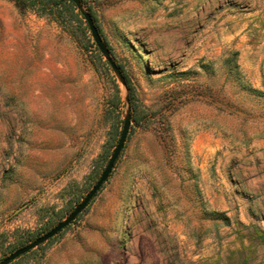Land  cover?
I'll list each match as a JSON object with an SVG mask.
<instances>
[{"label": "rangeland", "instance_id": "rangeland-1", "mask_svg": "<svg viewBox=\"0 0 264 264\" xmlns=\"http://www.w3.org/2000/svg\"><path fill=\"white\" fill-rule=\"evenodd\" d=\"M81 2L129 88L77 8L0 0V261L91 190L130 109L86 209L10 264H264V231L239 219V155L264 140V0Z\"/></svg>", "mask_w": 264, "mask_h": 264}, {"label": "water", "instance_id": "water-1", "mask_svg": "<svg viewBox=\"0 0 264 264\" xmlns=\"http://www.w3.org/2000/svg\"><path fill=\"white\" fill-rule=\"evenodd\" d=\"M70 1L75 5L77 10L83 16L97 49L100 51V53L102 54L104 59L110 65L113 72L117 76L119 82L124 87H126L125 78H124L120 68L118 67V65L112 59V57L110 55V51H109L107 45L105 44V42L102 40V38L98 32V29L94 24V21L92 19L91 14L84 9L81 0H70ZM125 100L127 102L129 101L127 96L125 97ZM131 118H132L131 110L127 109L125 112L124 118H123L122 129L120 131V135H119L117 144H116L115 148L113 149L112 154H111L105 168L101 172L98 180L93 185L91 190L83 197V199L74 207V209L63 220L59 221L55 226H53L51 229H49L43 235L36 237L30 243L18 248L17 250L12 252L8 256H6L5 258H3L0 261V264H10L12 261L16 260L17 258L24 255L25 253L31 251L32 249H34V248H36L42 244H44L45 242H47L48 240H50L51 238H53L54 236L59 234L68 225H70L86 209V207L88 206L90 201L93 199V197L96 195L98 190L101 188L103 183L107 180L109 174L112 171V168L114 166L115 161L117 160L118 156L120 155V153L124 147V144H125V141H126V138L128 135V131L130 128Z\"/></svg>", "mask_w": 264, "mask_h": 264}, {"label": "crops", "instance_id": "crops-1", "mask_svg": "<svg viewBox=\"0 0 264 264\" xmlns=\"http://www.w3.org/2000/svg\"><path fill=\"white\" fill-rule=\"evenodd\" d=\"M242 157L243 171L239 175L243 195L239 198V219L244 223L255 224L264 231V140L254 139L247 145V152ZM253 197L249 200L247 198Z\"/></svg>", "mask_w": 264, "mask_h": 264}, {"label": "trees", "instance_id": "trees-1", "mask_svg": "<svg viewBox=\"0 0 264 264\" xmlns=\"http://www.w3.org/2000/svg\"><path fill=\"white\" fill-rule=\"evenodd\" d=\"M18 5H24V8L27 9H36V10H44L45 8L49 7L51 8V6H54L56 8H58L59 6H65V7H69V9L73 10L75 9V5L70 1V0H14ZM41 4V5H39ZM95 53H97L98 58L101 59V56L99 54V52L97 51V49L95 50ZM236 53H232V55L230 57H227L224 59V64L229 65V66H233V73L235 75V77L237 79H239L238 77V70H237V65H236ZM104 66L106 67L107 64L104 63ZM126 87L129 88V85L126 81ZM115 88V94H114V101L112 103H115V105H117L119 103L120 97H119V90L117 88V86L114 87ZM257 94V92H256ZM216 215V214H215ZM219 217H221L225 223H229V220L227 217L219 215ZM64 230V229H63ZM62 230V231H63ZM55 238V237H53ZM51 240V239H50Z\"/></svg>", "mask_w": 264, "mask_h": 264}]
</instances>
